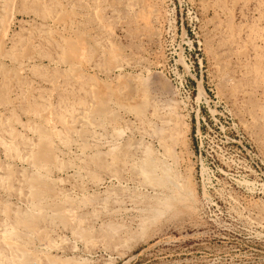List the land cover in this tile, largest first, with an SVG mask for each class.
I'll list each match as a JSON object with an SVG mask.
<instances>
[{
  "label": "rangeland",
  "instance_id": "rangeland-1",
  "mask_svg": "<svg viewBox=\"0 0 264 264\" xmlns=\"http://www.w3.org/2000/svg\"><path fill=\"white\" fill-rule=\"evenodd\" d=\"M0 264H264V0H0Z\"/></svg>",
  "mask_w": 264,
  "mask_h": 264
},
{
  "label": "bare ground",
  "instance_id": "bare-ground-1",
  "mask_svg": "<svg viewBox=\"0 0 264 264\" xmlns=\"http://www.w3.org/2000/svg\"><path fill=\"white\" fill-rule=\"evenodd\" d=\"M155 113H156V112H155ZM170 129H171V128H170ZM160 131H161V130H160ZM161 132H162V131H161ZM161 132H160V133H161ZM156 142H157V141H156ZM167 150H168V149H167ZM167 152H168V151H167ZM160 153H161V152H160ZM160 153H159V154H160ZM169 154H170V153H169ZM157 160H158V159H157ZM154 164H155V163H154ZM164 164H165V163H164ZM164 164H163V165H164ZM160 165H162V163H161ZM147 166H148V165H147ZM146 168H149V167H146ZM146 168H145L144 170H147V171H148V170H151V169H152L151 171H153V168H151V167H150L151 169H146ZM157 168H158V167H157ZM160 168H161V167H160ZM163 168L165 169L166 167H162V169H163ZM158 169H159V168H158ZM158 169H155V171L158 170ZM164 169H163V170H164ZM167 170H168V168H167ZM147 171H146V173L143 171L144 174H145L146 176H147V173H149V172H147ZM155 171H154V172H155ZM161 171H162V170H161ZM156 172H157V171H156ZM162 172H163V171H162ZM166 172H167V171H166ZM168 173H169V172H168ZM150 174H151V172H150ZM163 174L166 175L167 173H164V172H163ZM170 174H171V173H170ZM153 175H156V174L153 173ZM158 175H159V174H158ZM161 175H162V174H161ZM161 175H160V178H161ZM172 175H173V174H172ZM166 176H167V175H166ZM166 176H165V177H166ZM168 176H169V175H168ZM148 177H149V176H148ZM165 177L163 176V178H165ZM146 178H147V177H146ZM149 178H150V177H149ZM149 178H148V179H149ZM157 178H159V177H157ZM157 178H155V179H157ZM160 178H159V179H160ZM166 178H167V177H166ZM168 178H169V177H168ZM168 178L166 179L167 182H168V180H169ZM155 179L152 178L151 180H150V179H149V180L152 181V183H154V182L157 183V181H154ZM161 180H163V179L161 178ZM174 182H175V181H174ZM174 182H173V183H174ZM150 183H151V182H150ZM156 183H154V185H155ZM159 183H161V182H159ZM162 183H163V181H162ZM162 183H161V184H162ZM177 183H178V182H177ZM157 184H158V183H157ZM157 184H156V185H157ZM164 184H165V183H164ZM156 185H155V186H156ZM157 186H158V185H157ZM180 188H181V187H180ZM180 191H181V190H180ZM166 199H167V198H166ZM152 218H154V217H152Z\"/></svg>",
  "mask_w": 264,
  "mask_h": 264
}]
</instances>
